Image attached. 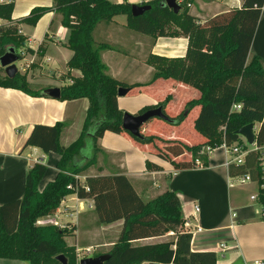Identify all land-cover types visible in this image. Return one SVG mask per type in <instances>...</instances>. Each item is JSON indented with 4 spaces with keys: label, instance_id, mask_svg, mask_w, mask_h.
Masks as SVG:
<instances>
[{
    "label": "trees",
    "instance_id": "obj_1",
    "mask_svg": "<svg viewBox=\"0 0 264 264\" xmlns=\"http://www.w3.org/2000/svg\"><path fill=\"white\" fill-rule=\"evenodd\" d=\"M14 3L15 0L0 1V19L6 21L0 24V56L8 45L15 46L17 52L23 45L26 38L20 33L22 23L35 25L42 15L55 9L62 17V25L70 30L67 45L73 54L68 67L81 72L80 76H72L71 84L60 87L59 100L87 98L89 107L80 136L68 146L60 141L64 122L33 127L24 147H38L45 154L57 153L60 156L56 164L58 173L39 190L47 166L42 161L34 163L27 172L23 196L0 205V259L23 260L29 264H62L56 259L62 254L68 264H77L76 247L65 241V230L54 223H37L42 217L54 215L66 197L76 195L80 199L93 200L99 223L123 220L106 264L145 261L217 264L214 251L191 249L192 234L184 228L186 218L176 192L165 190L146 200L123 174L86 175L82 184L75 176L83 175L96 163L98 140L107 131L126 134L151 154L169 162L175 170L196 168V159L207 166L208 154L199 155L204 147L215 149L224 142L248 146L237 131L250 123L259 124L255 142L263 146L264 60L251 54L250 50L264 0H242L240 7L232 6L203 22H198L187 6L175 13L164 6V0L141 3L152 8L139 16L132 15V3L128 1L54 0L52 7H35L28 16L19 19L12 18ZM118 15H126L127 27L140 34L153 38L186 37L185 57L150 54L147 63L155 72L146 84H129L110 76L101 59V51L109 44L98 43L94 31L99 23L111 22ZM45 49L42 42L37 49L38 56L43 57ZM18 54L20 59L23 58V52ZM159 79L183 83L196 89L199 95L189 99L178 112L168 108L172 93L156 105L143 107L135 115L161 107L165 118H151L141 128V136L135 137L122 127V118L127 112L118 107V89L124 87L132 92ZM0 86L19 89L32 96H41L44 89L34 87L26 75L19 72L13 78L7 77L1 66ZM234 104H239L240 109L233 110ZM196 106L200 107L197 117L191 127L185 125L180 137L164 134L165 128L180 127ZM151 122L157 125L150 129ZM146 166L150 170L161 169L150 161ZM228 175H250L253 182H258L257 203L264 207V176L257 151H250L243 164H230ZM169 233L174 237L152 243H134Z\"/></svg>",
    "mask_w": 264,
    "mask_h": 264
},
{
    "label": "crops",
    "instance_id": "obj_2",
    "mask_svg": "<svg viewBox=\"0 0 264 264\" xmlns=\"http://www.w3.org/2000/svg\"><path fill=\"white\" fill-rule=\"evenodd\" d=\"M144 1L148 0H132L130 3L139 4ZM231 1L232 5L228 2V6H241L242 0L238 3ZM53 3L54 0H15L12 18L26 17L33 8L52 7ZM227 5H213L207 0L187 2L189 12L198 22L227 10ZM61 18L60 13L53 9L42 15L35 25H20V33L26 38L22 52L28 59L23 71L28 73L30 82L44 88L71 84L72 76L81 75L80 70L68 67L73 54L67 45L70 30L62 25ZM5 22L0 19V24ZM135 33L137 32L127 27L126 15H118L111 22H101L95 28V38L109 44L108 48L101 51V59L107 67V73L116 79L129 84H146L151 81L155 72L154 67L147 63L150 54L166 58H184L186 55L188 39L184 36L153 38ZM42 42L46 49L43 57H40L37 49ZM25 48L34 52H26ZM250 52L264 60V6ZM31 65L34 69H31ZM44 73L47 75L43 76L55 77L60 82H43L46 77L41 74ZM170 93L173 98L168 108L172 112L180 111L189 99L199 95L196 89L188 85L172 79H159L148 87L118 96V107L125 112L137 114L143 107L156 105ZM88 107L87 98L62 101L51 97L32 96L19 89L0 86V205L23 196L26 175L34 163L42 161L47 166L46 174L38 185L39 190L53 181L58 173L56 164L60 156L57 153L45 154L38 147H24L33 127L36 124L54 125L64 122L60 141L62 145L68 146L80 136ZM199 109V106L194 107L180 127L165 128L167 131L164 134L167 137H180L185 125L191 127ZM156 125L151 122L148 127L151 129ZM98 146L96 163L80 175L82 182L86 175L123 174L146 200L165 190L174 191L180 198L185 218L189 219V228L194 232L191 240L193 251H214L217 264H232L239 258L245 264L264 260V217L256 213L252 204L246 202L244 197L234 198L231 189H226L223 184H219V189L214 187L218 179L223 182L219 176L221 172L226 179L234 178L228 175L225 152L224 160H215L210 153L208 165L205 167L175 170L169 162L151 154L147 148L126 134L107 131L98 140ZM147 161L158 164L161 169H148ZM248 199L251 200L250 196ZM195 205L200 207L196 217L192 215ZM61 216L71 218H59ZM43 221L62 225L72 223L75 227L74 243H70L68 237L66 241L69 245L77 246L78 254L82 247L90 254L93 249L106 251L108 247H113L123 226V220L99 223L93 200L80 199L76 195L66 197L54 215L41 218L39 223H44ZM196 226L202 230L197 232ZM171 234L174 235L169 233L134 243L158 242L172 236ZM81 258L79 255L78 262ZM0 264L29 263L23 260L0 259ZM139 264L173 263L145 261Z\"/></svg>",
    "mask_w": 264,
    "mask_h": 264
},
{
    "label": "water",
    "instance_id": "obj_3",
    "mask_svg": "<svg viewBox=\"0 0 264 264\" xmlns=\"http://www.w3.org/2000/svg\"><path fill=\"white\" fill-rule=\"evenodd\" d=\"M164 6L169 7L175 13H179L182 6L178 0H164ZM152 8L149 4H132L131 13L133 16H139L144 14L146 11H149ZM26 42H23L25 45ZM20 60V56L17 52V49L13 45H8L5 48L4 54L0 56V66L4 68L5 74L9 78H13L19 72L17 67V62ZM129 92L128 88L120 87L118 89V96H124ZM40 95L43 97H51L54 99H59L61 97L60 87H49L45 88L40 92ZM165 118V115L161 107L148 110L142 114L135 115L131 113H125L122 118V127L124 130L128 131L135 137L141 136V128L143 125L150 120L151 118ZM255 124L250 123L242 128H240L237 133L244 137L249 144L255 143ZM111 258L110 253L100 254L98 256H92L87 258H82L79 260V264H106V262ZM58 261L62 264H68L67 258L60 254L56 257ZM232 264H245L242 258L237 259Z\"/></svg>",
    "mask_w": 264,
    "mask_h": 264
},
{
    "label": "rangeland",
    "instance_id": "obj_4",
    "mask_svg": "<svg viewBox=\"0 0 264 264\" xmlns=\"http://www.w3.org/2000/svg\"><path fill=\"white\" fill-rule=\"evenodd\" d=\"M110 1H112L113 3H124V2H126V1H128V2H131L132 0H110ZM149 1H151V0H148V1H144V2H141V3H147V2H149ZM188 1H191V0H178V2L181 4V6H182V4H183V6H182V10H183V8L185 7V5L187 6V2ZM207 1H209L211 4H213V5H215V4H221V5H227V3L228 2H230V5H232L231 3H233V1H231V0H207ZM141 3H139V4H141ZM235 6V5H234ZM226 8H231V6H228L227 5V7ZM121 18H123V16H120ZM119 17V18H120ZM135 34H138V33H135ZM97 37H99L98 35H97ZM103 40H97V42L98 43H100V42H102ZM24 48V45H22L21 47H19L18 48V52L20 53V54H22V49ZM24 51V50H23ZM26 51V50H25ZM28 64V59L23 55V58H21L18 62H17V67H18V69H19V73H21V74H24V75H26V78H27V80L29 81V76H28V73L27 72H24L23 70H24V68H26V65ZM37 64H38V62H37ZM47 68V67H46ZM31 69H34L33 68V66L31 65ZM47 71V70H46ZM45 72V71H44ZM40 75V74H39ZM42 75V77H46V78H44V80H43V82H46V81H49V82H52L53 83V81H59L60 82V80L59 79H57V78H55V77H52V76H43V75H47V74H41ZM30 82V81H29ZM30 83H32V82H30ZM33 85H34V87L35 86H38L37 84H34V83H32ZM39 88L40 87H42V85L40 86H38ZM58 87V86H57ZM42 88H44V87H42ZM45 89V88H44ZM256 130H255V132L257 131V129H258V123H256ZM242 139V141H243V143L245 144L246 142H247V140L244 138V137H242L241 138ZM247 144H248V148H249V146L251 145V144H249L248 142H247ZM212 153V155H214V157H215V160H217V159H221V160H224V158H225V156H224V150L222 149V148H216L214 151H212L211 152ZM223 174L224 173H222L221 172V174L219 173V176L221 177V179L223 180V182L220 180V179H218L217 180V183L216 184H214V187H215V189H219V187H221L220 185L221 184H223L225 187H226V189L227 188H229V189H231V191H232V195H233V197L234 198H236V199H239V198H241V197H244L245 198V201L246 202H248L249 204H252V207H253V209L255 210V212L256 213H258V214H262V212H263V208H262V206L260 205V204H258L256 201H252V200H249L248 199V197L249 196H251L252 194H258V190H259V184H258V182H247V183H244V184H242V183H240L239 182V179H240V177H234V178H230V179H226V177H224L223 176ZM229 178V177H228ZM220 184V185H219ZM224 190H225V188H224ZM251 206V205H250ZM42 218H44V217H42ZM59 218H71L70 216H66V217H59ZM41 219V218H40ZM39 219V220H40ZM39 220L37 221V223L39 222ZM44 222V221H43ZM45 223V222H44ZM43 223V224H44ZM49 223V222H48ZM52 223H54L56 226H58L60 229H62V230H65V232H66V235H65V241H66V238L68 237L69 239H68V241L70 242V243H74V238H73V236H74V234H73V232H74V230H75V227L72 225V223H68V224H64V225H62L61 223L60 224H58V223H55V222H52ZM172 235V234H171ZM174 236L172 235V236H168L167 237V239H171V238H173ZM118 238V235L116 236V239ZM67 242V241H66ZM68 244V243H67ZM76 247V256H77V264H79V262H78V259H79V255L83 258V256H85L84 258H87V256H91V255H96V254H104V253H109V251L111 250V248L112 247H108V249L106 250V251H100V250H98V251H93L92 250V253L90 254V253H88V252H86V250L82 247V249L80 250V252H79V254H78V251H77V246H75ZM81 258V259H82Z\"/></svg>",
    "mask_w": 264,
    "mask_h": 264
},
{
    "label": "built area",
    "instance_id": "obj_5",
    "mask_svg": "<svg viewBox=\"0 0 264 264\" xmlns=\"http://www.w3.org/2000/svg\"><path fill=\"white\" fill-rule=\"evenodd\" d=\"M237 3L239 0H235ZM240 109V105L239 104H234L233 105V110H239ZM218 148H222L226 154V165L229 166L230 164H243L244 160H245V156L252 150L257 151L260 154V167H261V171L263 172V176H264V145L263 146H259L257 145V143L255 142L254 144H251L248 148V146L244 147L242 145H238V144H231L228 145L226 144V142H224L220 147ZM216 149V148H215ZM215 149L211 148V147H204L202 148V150L199 152V155H202L204 153H207L208 156L209 154L214 151ZM196 167H204L201 160L200 159H196ZM77 179H79L81 181V177L80 175H76L75 176ZM240 177L239 182L244 184L247 182H253L250 175H243V176H238ZM82 184V181H81ZM69 188H72V185H69ZM88 190V187H85ZM251 200L256 201L257 202V195L256 194H252L250 196ZM263 208V212L261 214L262 217H264V207ZM200 211V207L199 205H195L194 206V213L192 214L194 217H196V214ZM234 216V214H233ZM39 223V222H38ZM39 224H43V223H39ZM191 227L189 219H186L184 228L187 232H190L192 235L194 234L193 231H191V229L189 228ZM202 230V228L197 227L196 226V231L200 232ZM222 246H224V244H222ZM251 264H264V260L263 259H259V260H255L254 262H252Z\"/></svg>",
    "mask_w": 264,
    "mask_h": 264
}]
</instances>
